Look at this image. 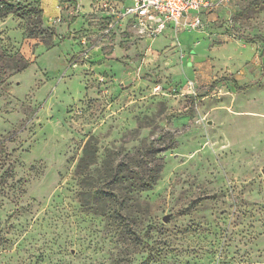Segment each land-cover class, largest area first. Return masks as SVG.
Here are the masks:
<instances>
[{"label": "rangeland", "instance_id": "374dc122", "mask_svg": "<svg viewBox=\"0 0 264 264\" xmlns=\"http://www.w3.org/2000/svg\"><path fill=\"white\" fill-rule=\"evenodd\" d=\"M12 1L41 14L0 19L30 61L0 60V264H264V0L162 49L104 0Z\"/></svg>", "mask_w": 264, "mask_h": 264}, {"label": "built area", "instance_id": "2783aa9c", "mask_svg": "<svg viewBox=\"0 0 264 264\" xmlns=\"http://www.w3.org/2000/svg\"><path fill=\"white\" fill-rule=\"evenodd\" d=\"M227 0H130L128 5L115 8L106 0L102 3L107 13L115 21L131 16V26L155 37L167 26L173 25L175 31L182 29H196L203 25L197 15L190 16L191 11H199L217 6ZM183 17H185L183 19Z\"/></svg>", "mask_w": 264, "mask_h": 264}, {"label": "crops", "instance_id": "0c3cea01", "mask_svg": "<svg viewBox=\"0 0 264 264\" xmlns=\"http://www.w3.org/2000/svg\"><path fill=\"white\" fill-rule=\"evenodd\" d=\"M107 1V0H106ZM211 2H214L215 0H210ZM245 0H227L224 1L223 3L213 6L208 9H202L199 11H191L190 16H199L203 22V24L207 25L212 23L215 20L219 19H228L230 16L235 14L236 10L238 9V6L242 4ZM46 2L50 3L49 8H57L58 7V2L52 1V0H46ZM108 2V1H107ZM109 3V2H108ZM130 3V0H114L112 3L110 2L109 4L115 7L116 9L122 8L125 5H128ZM104 20H105V25L108 27H112L114 29H119L121 31H125L126 29H129L131 26L132 18L131 16H127L122 20L115 21L114 18L107 13L105 10V14L102 15ZM185 17H183L184 19ZM178 35V36H177ZM196 34L191 31V29H182L180 31H175L174 27L172 24L167 26L158 36H156L154 40V44L157 48L162 49L164 46H167L168 48L174 45V41L176 39L181 40V43L184 45L190 44L191 41L196 39L195 36ZM120 43L116 41V44L114 43V47L112 49V52L110 54L111 57H113V53L115 54V57L119 55H123L124 53V48L119 47ZM122 51H119V50ZM110 50V49H109ZM104 56L102 52L100 51L99 55L97 57L101 58ZM191 56L188 55V58ZM172 59H174V56H171ZM111 61L118 62L116 58L112 59Z\"/></svg>", "mask_w": 264, "mask_h": 264}, {"label": "trees", "instance_id": "16d2710c", "mask_svg": "<svg viewBox=\"0 0 264 264\" xmlns=\"http://www.w3.org/2000/svg\"><path fill=\"white\" fill-rule=\"evenodd\" d=\"M9 14L19 19H24L34 14L40 15L41 12L38 8L34 9L29 5H22L20 2H15L12 0H0V19L6 17ZM0 60L1 66L9 67L16 72L24 70L30 64V61L19 53H15L13 55H6L5 53L0 54ZM152 148L153 146H150V149ZM156 174L157 169L154 167H150L147 174L148 184L149 182L153 181Z\"/></svg>", "mask_w": 264, "mask_h": 264}, {"label": "water", "instance_id": "95a60500", "mask_svg": "<svg viewBox=\"0 0 264 264\" xmlns=\"http://www.w3.org/2000/svg\"><path fill=\"white\" fill-rule=\"evenodd\" d=\"M262 174L264 175V167L261 169ZM167 218L165 217L164 220H166Z\"/></svg>", "mask_w": 264, "mask_h": 264}]
</instances>
